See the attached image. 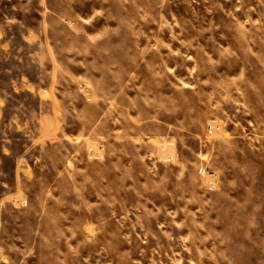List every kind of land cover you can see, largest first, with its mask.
Returning a JSON list of instances; mask_svg holds the SVG:
<instances>
[{
  "label": "rangeland",
  "instance_id": "1",
  "mask_svg": "<svg viewBox=\"0 0 264 264\" xmlns=\"http://www.w3.org/2000/svg\"><path fill=\"white\" fill-rule=\"evenodd\" d=\"M1 158L0 264H264V0H0Z\"/></svg>",
  "mask_w": 264,
  "mask_h": 264
},
{
  "label": "crops",
  "instance_id": "2",
  "mask_svg": "<svg viewBox=\"0 0 264 264\" xmlns=\"http://www.w3.org/2000/svg\"><path fill=\"white\" fill-rule=\"evenodd\" d=\"M8 150H9V147L3 145L1 154L3 156H5V158H11V153ZM23 156L24 155H21L20 157H17L15 159L14 168L12 169L14 174H15V176L18 178V181H17L18 184L21 181L22 173H23V171H25V166L27 165V160ZM2 164H3V162H2V158H1L0 159V170L2 168ZM1 185H2V187L4 189H6L8 184L6 183L5 180H2ZM12 195L13 194H11V195L10 194H6L5 196L9 197V196H12Z\"/></svg>",
  "mask_w": 264,
  "mask_h": 264
},
{
  "label": "bare ground",
  "instance_id": "3",
  "mask_svg": "<svg viewBox=\"0 0 264 264\" xmlns=\"http://www.w3.org/2000/svg\"><path fill=\"white\" fill-rule=\"evenodd\" d=\"M213 181V180H212Z\"/></svg>",
  "mask_w": 264,
  "mask_h": 264
}]
</instances>
